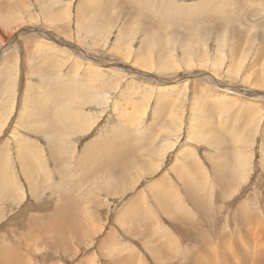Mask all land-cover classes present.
I'll use <instances>...</instances> for the list:
<instances>
[{
  "label": "rangeland",
  "instance_id": "374dc122",
  "mask_svg": "<svg viewBox=\"0 0 264 264\" xmlns=\"http://www.w3.org/2000/svg\"><path fill=\"white\" fill-rule=\"evenodd\" d=\"M82 1L0 0V92L4 91L0 96V109L5 108L0 111V183L5 190L0 194V246L8 245L18 253V264H22V259L26 264H121L122 254H130L135 262L137 253L143 264H184L182 259L186 254L192 258L189 264H197L200 256L204 264H247L250 253L254 255L251 264L257 260L264 264V241H256L259 237L264 238V1L143 0L142 7H139L143 16L134 21L138 13L135 5L122 7L120 0V3L112 0V5L116 3V6L111 5L109 10L113 11H110L112 14L108 11L110 19L113 18L111 25L108 30L94 28V32L87 25L92 16L87 14L85 17L84 10L88 5L100 6L102 0L84 1L88 5ZM178 4H188L186 16L181 14L179 7L182 9L183 6ZM212 7L216 9L214 16L218 23H222L217 26L220 31L217 30L215 35L202 36L196 23L192 24L191 30L179 23L181 18L192 22L197 18L190 15L192 13H211ZM225 14L234 16V20H230L231 25L223 18ZM146 18L152 20V31L143 25L142 20ZM223 23L226 27H221ZM206 25L211 26L205 22V28ZM127 26L133 28L119 40L121 29ZM159 52L168 53L170 63L164 60L166 57L159 58ZM42 99L46 100V114L57 119L55 125L41 126L39 112L32 105ZM211 109L216 116L208 115ZM227 120L234 123L230 125ZM81 121L85 127L83 123L80 125ZM212 122H215L219 133L227 137V145L220 148H237L243 152L240 154L243 157L237 164L231 163L232 179L236 175L238 185L232 182L236 187L231 184L229 190L225 188V200L220 199V189L218 194L215 190L212 192L210 219L217 216L219 220L211 221V228L217 229V233L226 231L229 236L218 233L221 236H210V243L196 245V232L208 233L203 229L204 218L197 215L189 202L188 205L183 202V198L186 200L185 190L176 181L178 177L171 168L179 164L175 163L176 155L184 150L183 154L191 158L194 155L201 172L209 170L208 158L212 157L213 162L220 155L218 149L209 145L213 136L208 129L215 125ZM236 122L243 127L240 128ZM205 123L209 126H204ZM228 124L227 131H224L222 127ZM112 130L123 131L121 134H128L124 136L130 138L129 145L134 143L133 148L138 152L130 158L133 163L129 160L130 164L122 166L125 169L116 171L105 169L96 159L88 164H76L89 145L103 144V139L112 134ZM58 140L65 147V154L69 150L65 157L70 155L74 167L61 163L55 167L53 155L54 148L59 147ZM114 141L112 139L106 146L109 152L114 151ZM18 142L36 148L39 154H35L33 159L36 174L39 172L50 181V187L46 184L40 196L33 194L26 177L17 153ZM142 148L146 150L140 151ZM134 155L136 158L133 160ZM135 166L141 169L138 171L141 173L134 177ZM88 167L92 172L100 173V179L86 182L83 173ZM166 176L168 180L173 177L177 184V190L170 188L173 198H180V204L186 205L181 208L189 210L193 220H185L181 216V222L175 225L155 204L152 190L159 186L156 181ZM124 177L128 183L123 184ZM208 178L211 180L210 174ZM61 188L65 189L61 191ZM11 189L19 195L12 194ZM146 191L152 197L148 198ZM135 193L139 197L143 194L150 208L153 202L155 213L146 215L144 221L141 216L134 222L136 229L132 231L130 226L122 224L120 217L130 210L127 204ZM60 198L67 199L69 203ZM146 201L140 205H147ZM239 207L258 210L259 222L253 220L254 225L259 223L258 227L248 230L240 226L236 214ZM60 211L69 216L76 215L79 223L75 227L78 239L71 234L68 247H57L54 241L63 237L68 227ZM151 219L160 221V227ZM142 223L147 224L144 230L139 228ZM253 229L261 236L258 237V232ZM250 230L251 233L248 232ZM153 233L158 234L161 242H150L147 237ZM253 235L254 240L251 238ZM257 242H261L260 248ZM208 245L212 249L207 248ZM148 247L149 250L159 248L155 255L158 259L151 256ZM257 248L261 250L258 252Z\"/></svg>",
  "mask_w": 264,
  "mask_h": 264
},
{
  "label": "bare ground",
  "instance_id": "6f19581e",
  "mask_svg": "<svg viewBox=\"0 0 264 264\" xmlns=\"http://www.w3.org/2000/svg\"><path fill=\"white\" fill-rule=\"evenodd\" d=\"M84 1H90V2H93V0H83L81 3H83ZM116 1V0H115ZM119 1V0H118ZM121 1V3H122V7H126L127 5H135L136 7H137V9H138V13L135 15V17H134V21L138 18H140V16L142 17L143 15H142V13H139L140 11H139V9H141V8H139V7H142V5H143V0H131V1H127V0H120ZM120 1H119V3H120ZM187 1V0H186ZM243 1H246V0H243ZM248 1V0H247ZM262 1V0H261ZM264 1V0H263ZM262 1V2H263ZM86 5H88L86 2H84ZM184 3V2H183ZM112 4H114V2L112 1V0H108V3H107V1L106 0H102V2H101V4H100V6H97V5H94V6H87L86 7V9L84 10V16L86 17V15L87 14H89V15H91L92 16V18L89 20V24H87L88 25V27H89V29H90V31L91 32H94V28H95V30L98 28V27H101L102 29H106V30H108V28H109V26L111 25V20L113 19H110L111 17H109V14H108V11H109V13H110V11H112V10H109L110 9V7H111V5ZM118 4V3H117ZM127 4V5H126ZM179 5V4H178ZM113 6V5H112ZM114 6H116V3H115V5ZM113 6V7H114ZM179 6H183V7H181L182 9H180V7H179V10H180V12H181V14L183 15V16H186V14H187V11H188V9L189 8H187V6H188V4L186 5H179ZM82 7H85V6H82ZM81 7V8H82ZM119 7H121V5H119ZM9 9V8H8ZM5 10V9H4ZM10 10V9H9ZM6 11V10H5ZM80 11V10H79ZM210 11H211V13H205V14H195V13H192V14H190V15H196V17L197 18H194L193 19V21L192 22H187L184 18H181L180 20H179V23H181V26H184V28L185 27H189V29L192 27V24H194L195 25V23L197 24V26H198V28H199V30H198V32L203 36V34H204V36L205 35H207V34H209V33H211V34H214V33H216L217 32V30H218V28H217V26H220L222 23L221 22H219L218 23V19H216V17L214 16V14L216 13V9H215V7H212L211 9H210ZM4 12V11H3ZM2 12V13H3ZM113 12V11H112ZM142 12V11H141ZM79 13V12H78ZM131 13V12H130ZM132 13H134V12H132ZM110 14H112V13H110ZM135 14V13H134ZM133 14V15H134ZM132 15V16H133ZM148 15H146V17H147ZM149 16H151L152 17V15H149ZM154 16V15H153ZM189 16V15H188ZM84 17V18H85ZM150 17V18H151ZM155 17V16H154ZM234 16H229L228 14H225L224 16H223V18H226V20H228L229 21V23L228 24H230L231 23V21L230 20H234V18H233ZM80 18H81V16H80V13H79V16H78V20L80 21ZM84 18H83V22H84ZM131 18V17H130ZM141 19V18H140ZM153 19V18H152ZM131 21H132V18H131ZM143 21V25H144V27H147V29H148V31H152V26H150L151 25V21L152 20H150L149 18H146V19H144V20H142ZM141 21V22H142ZM86 22V21H85ZM155 22V21H154ZM205 22H207V23H209L211 26H207L206 28L204 27V25H205ZM224 22V21H223ZM234 22V21H233ZM87 23H88V21H87ZM137 23V22H136ZM178 23V24H179ZM131 24V23H130ZM129 23H128V25H130ZM133 24V23H132ZM134 24H135V22H134ZM225 24H227V22L225 23ZM227 24V25H228ZM231 25V24H230ZM133 26V25H132ZM132 26H127V27H125V28H123V29H121V31H120V34H119V37H120V39L119 40H121V37L125 34H129V32H128V30H130V29H132L133 27ZM215 26V27H214ZM223 26H225L224 25V23H223V25L221 26V27H223ZM234 26V25H233ZM178 27V26H177ZM214 27V28H213ZM226 27V26H225ZM180 28H182V27H180ZM178 29V30H181V29ZM193 28H194V26H193ZM126 31H125V30ZM186 29H188V28H186ZM195 29V28H194ZM240 29V28H239ZM239 29H238V31H239ZM155 30V29H154ZM191 30V29H190ZM229 30V29H228ZM235 30H237L236 28H235ZM235 30H234V32H235ZM182 31V30H181ZM218 31H220V30H218ZM223 31H224V29H223ZM177 32H179V31H177ZM183 32V31H182ZM230 32V31H229ZM228 32V33H229ZM248 32V31H247ZM227 33V34H228ZM236 33V32H235ZM234 33V34H235ZM243 34V33H242ZM150 35L151 36H153V34L152 33H150ZM215 35V34H214ZM244 35V34H243ZM192 36H196V35H192ZM148 37V36H147ZM186 37H188V36H186ZM235 37H237V36H235ZM96 39H97V37H95ZM94 38V39H95ZM154 38V37H153ZM217 38H219L218 36H217ZM238 38V37H237ZM202 39V38H201ZM191 40H192V38H191ZM196 40V39H195ZM200 40V39H199ZM93 41V40H92ZM221 42H222V40H221ZM160 44V43H159ZM196 50V49H195ZM143 55H144V53H143ZM159 58H161V59H163L164 57H166V59H164V60H167L168 61V63H170V60L168 59V56H169V54L168 53H166V52H159ZM139 56V52H138V54H137V57ZM157 56V55H156ZM182 56V55H181ZM187 56V55H186ZM186 56H184V57H186ZM158 57V56H157ZM122 58H123V56H122ZM172 62V61H171ZM141 63H139V65H140ZM136 66V65H135ZM165 66H167L166 64H165ZM161 67V66H160ZM171 68V67H170ZM249 70V69H248ZM164 71V70H163ZM91 73V72H90ZM89 73V74H90ZM86 74H87V72H86ZM93 74V73H92ZM91 74V77H93V75ZM96 74V73H95ZM98 74V73H97ZM29 78V77H28ZM90 79V78H89ZM91 82V81H90ZM30 83V82H29ZM25 85V84H24ZM196 86V85H195ZM60 87V86H59ZM262 87V86H261ZM102 88H103V86H102ZM106 88V87H105ZM60 89L62 90V88L60 87ZM97 89V88H96ZM205 89V88H204ZM60 90V91H61ZM58 91V90H57ZM59 91V92H60ZM84 91V90H83ZM90 91V90H89ZM3 92L4 91H2V93L0 92V96H2L1 94H3ZM39 93V92H38ZM208 94V93H207ZM28 96V95H27ZM171 96V95H170ZM215 96V95H214ZM213 96V97H214ZM60 97H61V95H60ZM168 97V96H167ZM57 98V97H56ZM73 98V97H72ZM102 98V97H101ZM100 98V99H101ZM2 99V98H1ZM44 99V98H43ZM40 100V101H38V103L37 104H33L32 105V107L33 108H35V109H37V111L39 112V121H40V124H41V126H43V125H46V124H51V125H53L54 124V122H56L57 121V119L54 117V116H49V115H47L46 114V112H45V102H46V100ZM46 99V98H45ZM62 99H64V98H62ZM105 99V98H104ZM170 99H172V98H170ZM24 100V99H23ZM38 100H39V98H38ZM102 101V100H101ZM122 101V100H121ZM28 102V101H27ZM79 102V101H78ZM173 102V100L171 101V103ZM92 103H95V105H97V103L96 102H94L93 100H92ZM25 104V103H24ZM28 104V103H27ZM88 104H90V103H88ZM224 104H225V102H224ZM223 104V105H224ZM251 104V103H250ZM99 105V104H98ZM181 105V104H180ZM220 105V104H219ZM227 105H229V104H227ZM88 106V105H87ZM192 106V105H191ZM197 106H199V105H197ZM27 107V106H26ZM89 107H90V105H89ZM181 107V106H180ZM200 107V106H199ZM217 107V106H216ZM259 107V106H258ZM2 108H3V106H2ZM194 108V107H193ZM196 108H198V107H196ZM201 108V107H200ZM208 108V107H207ZM218 108V107H217ZM227 108V107H226ZM5 109V108H4ZM4 109H2V110H4ZM26 109V108H25ZM172 109V108H171ZM209 109V108H208ZM1 109H0V111H2ZM30 110V109H29ZM172 110H174V109H172ZM214 110V109H213ZM220 109H218V111H219ZM33 111V110H32ZM157 111H159V110H157ZM193 111V110H192ZM206 111H208L207 109H206ZM217 111V110H216ZM249 111H251V110H249ZM36 112V111H35ZM212 112V109H211V111L208 113V115H210V113ZM215 112V111H214ZM6 113V112H5ZM4 113V114H5ZM8 113V112H7ZM23 114L25 113L24 111L22 112ZM171 113V112H170ZM213 113V112H212ZM211 113V114H212ZM246 113H247V111H246ZM1 114V113H0ZM29 114V113H28ZM188 114V113H187ZM21 115V114H20ZM25 115V114H24ZM174 115V114H173ZM191 115V114H190ZM213 115H215L216 116V113H214V114H212V116ZM245 116H246V114H244ZM31 116H33V115H31ZM8 117V116H7ZM22 117V116H21ZM30 116H28V118H29ZM204 117V116H203ZM207 117V116H206ZM248 117V116H247ZM32 118V117H31ZM34 118H36V116L34 117ZM79 118V117H78ZM169 118V117H168ZM190 118V117H189ZM212 118V117H211ZM248 118H250V117H248ZM1 119V118H0ZM20 119H22V118H20ZM80 120H81V118H79ZM113 119V118H112ZM187 119V118H186ZM203 119V118H202ZM206 119V118H205ZM208 119H210L209 117H208ZM215 119V118H214ZM236 119V118H235ZM23 120H24V117H23ZM31 120V119H30ZM251 120V119H250ZM5 121V120H4ZM38 121V122H39ZM227 121H229V120H227ZM231 121V120H230ZM229 121V122H230ZM233 121V120H232ZM238 121V120H237ZM22 122V121H21ZM37 122V123H38ZM200 122H202V121H200ZM229 122H227V123H229ZM35 123V122H34ZM36 123V124H37ZM82 123H83V127H85V123L84 122H80V125H82ZM195 123H196V121H195ZM204 123V122H203ZM212 123H214L215 124V122H212ZM234 122H232V124H233ZM237 124H238V122H236ZM1 124V123H0ZM21 124V123H20ZM35 124V125H36ZM211 124V123H210ZM230 125H232L231 124V122L229 123ZM229 124L226 126V125H224V127H222L223 129H224V131H227V129L225 130V128H228V126H229ZM242 124V123H241ZM38 125V124H37ZM55 125V124H54ZM205 125H208V124H204V126ZM212 125V124H211ZM236 125V124H235ZM234 125V126H235ZM239 125V124H238ZM249 125V124H248ZM40 126V125H39ZM194 126V125H193ZM209 126V125H208ZM207 126V127H208ZM213 127L212 128H210L209 127V129H208V133L210 134V136H213V140H212V142H210L209 143V145H211L212 146V148H216V149H218L219 150V153H220V155L218 156V159H216V160H213V162H211V160H212V157L210 158H208L209 159V161H210V166H209V170L207 171V170H205V171H203V172H201V170H200V168H201V166L198 164V161H196V159H195V157H194V155H193V157L191 158L188 154H183L184 153V150H181L179 153H177V155H176V162L175 163H179V164H174V167H172L171 169H172V173L174 174V175H176V177H178V179L176 180L179 184H181L182 186H183V188H184V190H185V193H186V200L183 198V202L184 203H186L187 205H188V202L190 203V206H194V209L197 211V215L198 216H203L202 217V219L204 218V224H203V229H205V230H207V232L208 233H211V234H205L204 232H196L197 233V239H196V245L197 244H201V242H202V244L203 245H205V244H207L206 242H209L210 241V236L212 237V238H214V236L215 235H219V236H221V235H223V234H225L226 235V231L224 232V231H222V232H218V233H221V235L220 234H218L217 233V229L216 230H213L212 228H211V221H214L215 219H218V217L217 216H215V217H213V218H211L210 219V214H211V210H210V207H211V202H212V192L215 190V192L217 193V191H218V189H220V199H222L223 198V200H225L224 199V197L223 196H225V192H224V190L225 191H227V189L229 190V188H228V186H231V184H232V182L234 183V182H236V185H238L237 184V181L238 180H236L235 179V177H236V175L234 176V178L232 179V166H231V163L232 162H234V163H236L237 164V162H239V159H241V157H243V156H241L240 154H242L243 152L242 151H240V150H238L237 148H220L221 146H226L227 144V137H226V135L224 136H222L220 133H219V131H218V129H216L217 128V126H216V124L215 125H212ZM214 126H216L215 127V129H214ZM240 126V125H239ZM0 127H1V125H0ZM37 127V126H36ZM202 127H203V125H202ZM230 127H232L233 128V126H230ZM236 127V126H235ZM243 127V126H242ZM241 126H240V128H242ZM132 128V127H131ZM190 128V127H189ZM196 128V127H195ZM198 128V127H197ZM220 128H221V126L219 127V130H220ZM246 128V127H245ZM244 128V129H245ZM251 128V127H250ZM256 128V127H255ZM39 129V128H38ZM207 129V128H206ZM238 129V128H237ZM243 129V130H244ZM199 130V129H198ZM202 130V129H201ZM233 130L235 131L236 129H234L233 128ZM248 130V129H247ZM254 130H256V129H254ZM49 131V134H51L50 133V131L51 130H48ZM136 131V130H135ZM194 131V130H193ZM206 131V130H205ZM204 131V132H205ZM229 131V130H228ZM237 131V130H236ZM221 132V131H220ZM223 132V131H222ZM230 132H231V130H230ZM230 132H228V133H230ZM121 133H123V131L121 132V131H119V130H112V134H109L105 139H103V144L102 143H98L97 145H89L86 149H85V151L83 152V154L79 157V160H78V162L76 163V164H88V163H90V162H92V161H95V159L96 160H99V163H101L102 165H103V167H105V169H112L113 171H116V170H123V169H125L124 167H122V166H125V165H127V164H130V162L131 163H133V161H131L130 160V158L132 157V155L133 154H135L136 152H138L137 151V149L136 148H133V144L130 146L129 144V141H130V138L129 137H127L128 136V134H121ZM226 133V132H225ZM264 133V132H263ZM233 134V133H232ZM231 134V135H232ZM124 135H127V136H124ZM207 135V134H206ZM205 135V136H206ZM228 135V134H227ZM230 135V136H231ZM256 135V134H255ZM201 136H203V134H202V132H201ZM248 136V135H247ZM58 136H56V138H57ZM248 137H250V136H248ZM56 138L52 141V143H54L55 142V140H56ZM211 138V137H210ZM232 138H234V137H230L229 139H232ZM253 138V137H252ZM112 139H115V141L114 142H112V144L114 145V151L113 152H109L107 149H106V146L109 144V143H111V141H112ZM208 139V138H207ZM236 139H237V137H236ZM248 139V138H247ZM117 140H119V141H117ZM132 140V139H131ZM201 140H203V139H201ZM209 140V139H208ZM208 140H206V141H208ZM210 140V141H211ZM250 140V139H249ZM263 140V139H262ZM58 142V145H59V147L57 146L56 148H54V155H53V159H54V162H55V167H56V165L57 164H59V163H61L63 166L64 165H66V166H68L69 167V165L72 167L73 166V164L75 165V163H72L71 164V162L72 161H70L71 159H70V155H68V156H66L65 157V155H67L68 153H69V150H68V153L67 154H65L64 152H63V150H64V148L65 147H63V146H61L60 145V141L58 140L57 141ZM133 142V141H132ZM205 143V142H204ZM264 143V142H263ZM241 144V143H240ZM237 145V144H236ZM242 145V144H241ZM240 145V146H241ZM263 145V144H262ZM244 146V145H243ZM247 146V145H246ZM242 147V146H241ZM3 148V147H2ZM18 149V151H17V153H18V155H19V157H20V159H21V161H22V163H23V166H24V169H25V171H26V177H27V179H28V181H29V183H30V185H31V188H32V191H33V194L36 196V195H39L40 196V194L42 193V191L43 190H45V186H46V184H48L47 186H49V182L50 181H48L47 180V178H44L42 175H40L41 173H37L36 174V172L37 171H35V169H34V158L36 157V156H34L35 154H37V155H39L38 153H37V150H36V148H34V147H32L31 146V144H23V145H20V143L18 142V147H17ZM89 148V149H88ZM91 148H94V149H91ZM261 148H263V147H261ZM1 149V148H0ZM91 149V150H90ZM159 148H157V150H158ZM180 149H184V148H180ZM210 149H211V147H210ZM241 149H244L243 147L241 148ZM65 150H67V149H65ZM142 150H146L145 148H142L140 151H142ZM150 150V149H149ZM212 150V149H211ZM211 150H209V151H211ZM207 151V150H206ZM214 151V150H213ZM264 151V150H263ZM67 152V151H66ZM73 152V151H72ZM182 152V153H181ZM187 152V151H186ZM185 152V153H186ZM50 153L52 154L53 153V150H51L50 151ZM144 153V152H143ZM151 152H149L148 154H150ZM189 153V152H188ZM233 153V154H232ZM249 153V152H248ZM72 154H75V153H72ZM153 154V153H152ZM247 154V153H246ZM140 155V154H139ZM146 155H147V153H146ZM0 156H2V150H1V152H0ZM142 156V155H141ZM232 156H234V157H232ZM247 156V155H246ZM249 156V155H248ZM262 156V155H261ZM264 156V155H263ZM136 158V155H134V157H133V160ZM146 158V157H145ZM150 158V157H149ZM246 158V157H245ZM244 158V159H245ZM152 159V158H151ZM243 159V158H242ZM129 160H130V162H129ZM147 160H148V158H147ZM250 161H251V159H250ZM0 162H1V160H0ZM154 162H155V160H154ZM263 163V162H262ZM245 164V163H244ZM65 166V167H66ZM74 167V166H73ZM59 169H60V171H61V168L60 167H58ZM57 168V169H58ZM234 168H236V167H234ZM56 169V170H57ZM102 169V168H101ZM187 169V170H186ZM106 170V171H107ZM190 172H189V171ZM234 170H236V169H234ZM244 170V169H243ZM242 170V171H243ZM59 170H57V172H58ZM59 171V172H60ZM101 171V170H100ZM110 171V170H109ZM138 171H141V169L140 168H137L136 166H135V171L133 172V175H134V177L135 176H139V173H141V172H138ZM155 171V170H154ZM0 172H1V163H0ZM136 172H138V174L136 173ZM185 172H188V175H186L185 174ZM233 172H235V171H233ZM238 171H236V173H237ZM246 173V172H245ZM1 174V173H0ZM100 174V173H99ZM99 174H98V172L96 171V172H92L91 171V167H88L87 169H86V173H83V176L84 177H86V179H85V181L86 182H92V181H94L96 178H99L100 179V176H99ZM103 174H106V173H103ZM109 174V173H108ZM128 174L129 175H132L130 172H128ZM206 174H207V176H206ZM210 174V177H211V180L208 178V175ZM240 174H241V172H240ZM261 174V173H260ZM263 174H264V172H263ZM57 175H59V173H57ZM141 175V174H140ZM242 175V174H241ZM97 176H99V177H97ZM104 176V175H103ZM111 176L113 177L114 176V173H112L111 172ZM169 176V175H168ZM238 176V175H237ZM243 176H244V174H243ZM107 177H108V175H107ZM133 177V178H134ZM170 177V176H169ZM110 178V177H109ZM167 178V179H166ZM173 178V177H172ZM172 178H170L169 180H168V177L166 176V177H163V178H159L156 182L157 183H159L158 185V187L157 188H153V198H154V202H155V204L160 208V210H161V212L172 222V223H174L175 225H177L179 222H181L180 221V217L182 216V218L183 219H185V220H193L194 219V216H191V214H190V212H189V210H187V209H183V208H181V207H185L186 205H184V204H180V202H179V199L180 198H173V194H172V191H171V189L172 190H177V184H176V182L174 181L173 182V180H172ZM112 179V178H111ZM111 179H109V180H111ZM237 179H239V181H242L243 179H241L240 180V178H237ZM105 181H107V178L105 179ZM104 181V182H105ZM109 182V181H108ZM115 182H117V181H115ZM122 182H123V184H125V183H128V180H127V178L126 177H124L123 178V180H122ZM107 183V182H106ZM110 183V182H109ZM235 184V183H234ZM234 184H232V186H234V187H236V185H234ZM3 183L1 182L0 183V194L1 193H3L5 190H4V188H3ZM50 187V186H49ZM99 187V186H98ZM227 187V189H225ZM47 188V187H46ZM54 188V187H53ZM171 188V189H170ZM233 188V187H232ZM231 188V189H232ZM12 189H15V188H13L12 187ZM11 189V193L12 194H15V195H17L18 193L17 192H15V190H12ZM49 189V188H48ZM48 189H47V191H48ZM52 189V188H51ZM51 189H49V190H51ZM63 189H65V188H63ZM63 189L61 188L60 190L61 191H63ZM101 189V188H100ZM121 189V188H120ZM53 190H56V189H52V191ZM59 190V191H60ZM107 193H109L110 191L108 190V189H104ZM149 190H151V188L149 189ZM240 190V189H239ZM57 191V190H56ZM123 191V190H122ZM99 192H101V190L99 191ZM177 192V191H176ZM57 193V192H56ZM102 193V192H101ZM104 193V192H103ZM232 193V192H231ZM231 193H230V197H231ZM237 193V192H236ZM138 194V193H137ZM136 193H135V196H138ZM146 194L148 195L147 197L148 198H150V197H152V196H150V194L148 193V191H146ZM218 194V193H217ZM19 195V194H18ZM72 195V194H71ZM141 196H142V198H141V196L139 197H135V196H133L134 198H133V200L131 199V202H129L128 204H127V206H129V207H127L128 209H130V210H127V211H125V215L123 216V217H120V221L122 222V224L124 225V226H130V228L132 229V231H133V229H136V225H135V221H137V220H139L140 219V217L141 216H143L142 218H143V221L146 219V215H151L152 213H155V209H154V204H153V202L152 203H150L151 204V208H150V206H149V202H147L143 197V194H140ZM233 195V194H232ZM38 196V197H39ZM218 197H219V195H217ZM73 197V196H72ZM251 197V196H250ZM70 198V197H69ZM141 198V202H144V201H146V204L147 205H145L144 204V206L143 205H140V203H138V206H137V201L139 200ZM61 200H65V199H63V198H60ZM74 199V198H73ZM106 199V198H105ZM230 199V198H229ZM229 199H226V200H229ZM48 200H49V198H48ZM67 200V199H66ZM65 200V201H66ZM64 201V202H65ZM220 201H222V200H220ZM151 202V201H150ZM182 202V203H183ZM227 202V201H226ZM250 203H251V201H249ZM69 202H68V200H67V204H68ZM216 203H218V202H216ZM92 204V200H90V202H89V205H91ZM223 204V203H222ZM147 206V207H146ZM249 207V205L247 204V208ZM54 208H56V207H54ZM53 208V209H54ZM59 208H60V206H59ZM62 208V207H61ZM60 208V209H61ZM126 208V207H125ZM250 208H252L251 206H250ZM260 208V207H259ZM193 209V210H194ZM255 209V208H254ZM72 210V209H71ZM157 211V210H156ZM61 212V211H60ZM194 213H195V211H193ZM63 215H62V218H63V220H64V223H65V225L66 226H68L67 227V230L65 231V233H64V236L63 237H61V238H57V240L56 239H54V241L55 242H57V247H59V245L61 246V245H64L65 247H68V246H70V244H69V241H68V238H69V236L72 234V235H74V236H76V230H75V227L77 226V224H79L78 222H77V220H76V215H73V216H69L68 214H65L64 212H61ZM120 213V212H119ZM182 213V214H181ZM218 213H220V212H218ZM181 214V215H180ZM237 215H238V221H239V224H240V226H242L243 228H246V229H252V228H254L256 225H258L259 223H256L255 225H254V222H253V220H259L258 218L259 217H261V216H258L257 214H258V210H249V209H245L244 207H239V209L237 210V213H236ZM261 215H262V213H260ZM71 215V214H70ZM257 215V219H256V216ZM122 216V215H121ZM164 216V217H165ZM236 216V215H235ZM145 217V218H144ZM255 217V218H254ZM262 217H264V216H262ZM181 218V219H182ZM252 218H254V219H252ZM116 220H119L118 218L116 219ZM152 220V219H151ZM219 220V219H218ZM231 220V219H230ZM216 221V220H215ZM120 222V223H121ZM152 222H156V225H157V227H160V221H154V220H152ZM185 222V221H184ZM259 222V221H258ZM36 223V222H35ZM119 223V222H118ZM119 223V224H120ZM146 223H148L147 221H146ZM146 223H142V225H140L139 226V228H140V230H144L143 228L144 227H146ZM183 223V222H182ZM186 224V223H185ZM121 225V224H120ZM184 225V224H183ZM236 225V224H235ZM237 225H238V223H237ZM152 226H154V224L152 225ZM239 226V225H238ZM239 226V227H240ZM259 226H262L261 224L259 225ZM200 227V226H199ZM256 227H258V226H256ZM82 228V227H81ZM190 228V227H189ZM219 228H221V227H219ZM241 228V227H240ZM242 228V229H243ZM36 229V228H35ZM78 229V228H77ZM148 229H149V227H148ZM262 229V228H261ZM33 230V229H32ZM81 230H84V229H81ZM225 230V229H224ZM236 230V229H235ZM254 230V232H258V231H255V229H253ZM259 230V229H258ZM80 231V230H79ZM78 231V232H79ZM131 231V230H130ZM155 231V230H154ZM238 231V230H237ZM243 231H244V229H243ZM31 232V231H30ZM33 232V231H32ZM91 232V231H90ZM156 232V231H155ZM215 232V233H214ZM224 232V233H223ZM239 232H240V230H239ZM247 232V231H246ZM248 232H250L251 233V230L250 231H248ZM253 232V233H254ZM81 233V232H80ZM200 233V234H199ZM234 233V232H233ZM255 233V234H256ZM263 233V232H262ZM261 233V234H262ZM30 234H32V233H30ZM246 234V233H245ZM249 234V233H248ZM258 234V237L259 236H261V235H259L260 233L258 232L257 233ZM157 235L158 234H154L153 233V235H148V237L147 238H150L151 239V243L152 242H161V240H159L158 239V237H157ZM36 236V235H35ZM141 236H142V234H141ZM227 237L229 236V235H226ZM249 236V235H248ZM264 236V235H263ZM217 237V236H216ZM250 237V236H249ZM257 237V236H256ZM255 237V238H256ZM35 238V237H34ZM76 238L78 239V237L76 236ZM141 238V237H140ZM144 238V237H143ZM244 238V237H243ZM246 238H247V234H246ZM253 240H254V235L251 237ZM250 238V239H251ZM83 239V238H82ZM242 239V238H241ZM250 239H249V241H250ZM214 240V239H213ZM248 240V239H247ZM252 240V241H253ZM256 241H264V238L263 237H259V238H257L256 239ZM255 242V241H254ZM261 242H257L258 243V248H260V245L259 244H261ZM210 243V242H209ZM230 243H232V242H230ZM236 243V242H235ZM242 243V242H241ZM256 243V242H255ZM263 243V242H262ZM21 244V243H20ZM54 244V243H53ZM201 244V245H202ZM213 244V243H212ZM225 244H227V243H225ZM250 244H251V241H250ZM52 245V244H51ZM2 246V245H1ZM0 246V264H18V260L20 259V256H17V254L18 253H14V250L11 248V247H9L8 245H4V246H2L1 247ZM53 246V245H52ZM51 246V247H52ZM56 246V245H55ZM212 246V245H211ZM228 246H229V244H228ZM228 246H226V247H228ZM261 246H262V244H261ZM54 247V246H53ZM203 247V246H202ZM207 248H209V245L208 246H206ZM225 247V246H224ZM252 247V246H251ZM198 248H200V247H198ZM211 248V247H210ZM209 248V249H210ZM235 248H237V247H235ZM238 248H240V247H238ZM258 248L256 249V250H258ZM17 249V248H16ZM15 249V250H16ZM54 249V248H53ZM124 249V248H123ZM126 249V248H125ZM201 249V248H200ZM212 249V248H211ZM241 249H243V248H241ZM247 249V248H246ZM130 250V249H129ZM147 250L151 253V256H153V258L155 259H158V257L157 256H155L156 255V252L159 250V248L157 247L156 249H150L149 250V247L147 248ZM195 250H197V248H196V246H195V249H194V252H196ZM261 250V249H260ZM260 250H258V252L260 251ZM20 251V250H19ZM236 251V250H235ZM244 251V250H243ZM250 251H251V249H250ZM133 252H136V251H134L133 250ZM211 252H213V251H211ZM220 252H221V250H220ZM10 254V255H6V254ZM119 253H120V251H119ZM130 253H131V250H130ZM159 253V252H158ZM163 253V252H162ZM193 253V252H192ZM208 253V252H207ZM234 253H236V252H234ZM249 253V252H248ZM212 254V253H211ZM227 254H229V256H232L230 253H227ZM238 254V253H237ZM6 255V256H5ZM129 255L130 254H127V255H124V254H122V256H121V264H143L142 263V258L140 257V255L137 253V256H136V254H133L134 256H136V257H138V258H136L135 259V262H134V260H132L131 259V257H129ZM194 255V254H193ZM197 255V254H196ZM239 255V254H238ZM240 255H242V254H240ZM239 255V256H240ZM164 256H165V253H164ZM163 256V257H164ZM172 256V255H171ZM198 256V255H197ZM200 256V255H199ZM235 256V255H234ZM243 256V255H242ZM253 254H251L250 253V258H249V260H245V259H241V260H245L246 262H247V264H251L252 262H251V260H252V258H253ZM211 257H212V255H211ZM211 257H209V259L211 258ZM233 257V256H232ZM231 257V258H232ZM261 257V256H260ZM135 258V257H134ZM162 258V257H161ZM165 258H167V257H165ZM163 259V261H166V259ZM172 258V257H171ZM182 258V257H181ZM190 254H186V256L182 259L183 261V263L184 264H189V262H190ZM200 258H201V256H200ZM198 259L196 262H197V264H199L200 262H201V264H204V260L203 259ZM203 258V257H202ZM214 258V257H213ZM212 258V259H213ZM226 258H228V255H227V257ZM234 258V257H233ZM240 258H242V257H240ZM244 258V257H243ZM192 259V258H191ZM194 259V258H193ZM215 259V258H214ZM235 259V258H234ZM233 259V260H234ZM175 260V259H174ZM200 260H202V261H200ZM226 260V259H225ZM228 260H230V259H228ZM161 261V260H160ZM200 261V262H199ZM172 262V261H171ZM171 262H169V263H171ZM199 262V263H198ZM231 262V261H230ZM235 262H236V260H235ZM27 262H25L23 259H22V264H26ZM213 263H215L216 264V262H213ZM262 263V261H259V260H257L256 262H255V264H261ZM228 264V263H227ZM230 264V263H229ZM232 264H233V262H232ZM236 264V263H235Z\"/></svg>",
  "mask_w": 264,
  "mask_h": 264
}]
</instances>
